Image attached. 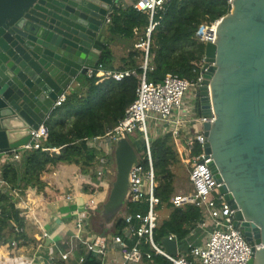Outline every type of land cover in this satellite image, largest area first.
I'll return each instance as SVG.
<instances>
[{"label":"water","instance_id":"1","mask_svg":"<svg viewBox=\"0 0 264 264\" xmlns=\"http://www.w3.org/2000/svg\"><path fill=\"white\" fill-rule=\"evenodd\" d=\"M115 1L0 0V157L20 151L56 98L96 66ZM229 6L204 48L198 102L200 115L214 121L203 125V149L233 225L252 247L249 264H264V0ZM135 135L133 144H114L112 181L90 213L95 230L112 232L126 212L129 174L143 148ZM6 233L15 234L10 222ZM161 244L176 255L175 241Z\"/></svg>","mask_w":264,"mask_h":264},{"label":"trees","instance_id":"2","mask_svg":"<svg viewBox=\"0 0 264 264\" xmlns=\"http://www.w3.org/2000/svg\"><path fill=\"white\" fill-rule=\"evenodd\" d=\"M229 12L226 0H171L166 13L154 17L157 25L149 37L146 80L156 84L165 76H171L197 81L204 64L205 47L196 39V31L200 24L214 23ZM109 17L107 39L95 67L101 66L110 71H134L135 74L121 80H101L96 73L82 76L67 91L64 103L46 119L44 125L48 137L40 144V149L24 153L18 164L7 163L1 168L0 181L4 183V188L0 189V248L4 247L11 253L4 264H21L18 258L20 254L17 255L21 248L31 245L35 249L41 245L27 230L18 197L23 196L28 189L39 191L40 179L44 174L59 165H72L76 168L77 175L85 181L81 185L83 194L93 198L105 189V177L98 178L95 173L97 160L103 153L91 147L89 141L103 136L125 116L126 110L136 98L143 73L141 65L144 54L135 47L119 58L113 54L111 44L115 38L134 45L143 43L147 39L148 28V15L132 8H112ZM196 113L200 115L199 102ZM51 149H58L59 152L51 153L48 151ZM194 153L196 155L199 150L196 149ZM151 158L154 197L158 202L156 211L159 213L162 209L169 210L166 219L158 221L154 240L161 243L163 238L174 236L182 249H186L187 236L199 228L203 219L195 206L186 204L174 207L170 202L176 191L173 169L180 166L171 135L166 134L153 141ZM144 167L147 170L146 164ZM146 210L147 205L142 201L127 205L130 213H145ZM8 222L14 226L13 236L6 233ZM90 228L91 233L103 237L118 235L128 240L122 234L124 224L121 220L116 222L112 232L103 233V230ZM61 247L62 250L66 248L63 245ZM142 250L146 251L148 247L143 245ZM54 252L57 254L58 250L55 248ZM74 256L83 257L82 264L101 263L92 253H85L82 246L75 251ZM53 264L65 263L55 259ZM141 264L169 263L161 257H154L152 260L144 259Z\"/></svg>","mask_w":264,"mask_h":264},{"label":"built area","instance_id":"3","mask_svg":"<svg viewBox=\"0 0 264 264\" xmlns=\"http://www.w3.org/2000/svg\"><path fill=\"white\" fill-rule=\"evenodd\" d=\"M226 1L229 5L230 0ZM170 2L171 0H116L114 2L113 8L127 7L148 15L147 39L145 42L135 45L136 48L144 52L141 65L143 73L136 90V98L126 110L123 119L103 136L94 137L89 141L91 147L103 153L98 158L95 167L97 177L102 178L110 172L108 165L110 160L107 158L112 157L115 142L120 138H127L133 144V141L136 140L134 134L140 133V137L143 139V148L138 151L142 155L136 151L138 165L133 167L129 174L130 191L127 196V205L142 201L147 205V210L145 213L134 214L126 209L124 216L117 220H121L124 224L123 230H126L124 236L129 241L118 235L107 238L85 231L84 219L87 214L81 213L76 218L73 225L74 232L67 238L64 250H60L59 244L54 240L50 239V243H48L50 250L55 248L59 250L56 257L58 261L65 264H82L84 262L83 257L75 258L74 256L80 246L83 247L85 253H92L96 256L101 262L100 264H105L104 258L107 248L110 246L120 253L119 264H141L144 259L152 260L154 257H161L169 264H249L252 258V247L234 227V212L224 201L218 190L219 185L215 183L208 167L211 158L204 154L203 146L206 138L203 125L206 122L212 123L214 117L204 118L196 113L202 72L197 81L165 76L160 83L154 84L148 82L145 77L149 37L157 25L154 17L157 14H165ZM109 14L110 12L106 16V26L110 23ZM217 22H204L199 25L195 36L204 47L208 43H213ZM93 73L100 76L101 80L109 78L121 80L125 76L135 74L134 71L104 70L99 66L89 69L86 75L91 76ZM67 91L65 90L56 98L42 122L36 129L30 131V141L21 146L20 151H12L10 163L18 164L24 153L40 149V144L48 137L44 123L49 115L64 103ZM166 134L171 135L173 139L191 187L190 192L186 194L172 196L170 202L174 207L186 204L195 206L199 209L203 219L199 226L208 223L211 228L203 244L198 246L187 244L186 249L179 248L180 244L174 236H167L169 240L176 242L175 256L167 253L162 244L154 240V231L158 225L159 217L156 211L158 202L154 197L151 145L154 140ZM196 149L199 150V153L195 155ZM48 151L59 152L58 149ZM145 164L147 170L144 167ZM3 188L4 183L0 181V189ZM66 200L70 201V196H67ZM99 205L100 203L98 204L91 198L85 203V209L90 214ZM40 239H48L45 232L42 233ZM76 240L79 245L74 246ZM63 243L61 242V244ZM143 245H146L148 250L143 251ZM0 249L6 250L4 247ZM51 256L53 258L54 255ZM53 261L54 259L50 264H53ZM23 262L24 264H34L32 259H22L21 264Z\"/></svg>","mask_w":264,"mask_h":264},{"label":"crops","instance_id":"4","mask_svg":"<svg viewBox=\"0 0 264 264\" xmlns=\"http://www.w3.org/2000/svg\"><path fill=\"white\" fill-rule=\"evenodd\" d=\"M103 34L107 39L106 28ZM125 41L126 40L115 38L112 42L111 49L116 57L120 58L128 52V50L123 49V47H125ZM119 47L121 48L120 51H118ZM10 156L11 153L0 157V170L4 165L10 163ZM40 180L41 184L39 191L35 189L26 190L23 196L18 197V204L23 210L22 214L26 220L28 232L36 241L40 242L41 245L35 249L30 247L27 251L25 248H21L20 253L24 252V258H22L24 260L27 253L34 251V256L31 258L34 264H50L52 260L56 258L54 250L53 255H55L53 258L51 256L46 261L38 258L37 252L40 251L41 248H45L46 242L50 243V239L59 244L61 242L63 243L66 238L72 236L74 232L73 224L71 225L70 223L66 208H70L71 211L74 208V210L77 211V206L72 205V201L77 202L79 199H84L83 201L86 203L89 200V196L81 192V185L85 183V181L77 175L76 168L72 165H59L49 173L44 174ZM67 196H70V201L66 200ZM105 197L106 195L104 193L102 199L100 198L98 202L101 204ZM86 198H88V200H85ZM43 232L46 233L48 239H40ZM48 245L47 247L49 249ZM107 249L106 257L104 258L105 264H119V260L121 259L120 253L116 251L113 246ZM0 264L2 263L0 262ZM22 264H24V262Z\"/></svg>","mask_w":264,"mask_h":264},{"label":"rangeland","instance_id":"5","mask_svg":"<svg viewBox=\"0 0 264 264\" xmlns=\"http://www.w3.org/2000/svg\"><path fill=\"white\" fill-rule=\"evenodd\" d=\"M124 44H125V47H123V49L131 50V49L135 48V45L132 42L125 41ZM120 50H121V48L119 47L118 51H120ZM80 78H82V76H80L79 79ZM130 138H132V137L130 136ZM138 154L142 155V153L140 151H138ZM109 171H110L109 174H106V176L104 178V180H106L104 191L102 193H98L93 198L92 197H88L89 199L92 198L95 201H99L100 198L102 199L104 193L106 195V192L108 191L107 185H108V183L110 181H112V178H113L112 157H110ZM173 172L175 174V180H174V184H175V187H176L175 195H183V194H186V193L190 192L191 187H190V184H189L188 176H187L185 167L183 166L181 161H180V166L177 167V168H174ZM88 198H86L85 200H88ZM83 200L84 199H79V200H77V202L72 201V205L77 206V211L74 210V208L72 209V211H71L70 208H66V210H67V214L69 215L71 225L72 224L74 225V223L76 221V218L79 217V215L81 213H86L87 215H86V218L84 219V224H85V227H86L85 231H90L89 229H91L90 227H93V223H91V221H92L91 220V215L87 213V211L85 209V203H84ZM168 213H169V210L162 209V211L158 213L159 222H161L162 220L166 219ZM86 224H88V226ZM93 229H94V227H93ZM210 229L211 228H210L208 223H206L204 226H199V228H197L195 231H192V233H190L187 236V243L191 244V245H195V246L203 244L204 241L206 240L207 236H208V233H209ZM103 233H105V230H103ZM66 242H67V238L64 240V243H63L64 245L59 243L60 250H62V248H63V247H61L62 245L66 247ZM47 245H48V242H46L45 248H41L40 251L37 252L38 258L44 259L45 261L49 257H51V255L53 254V250L48 249ZM76 245H79L77 240H76L74 246H76ZM30 247H31V245H27L25 247V250L27 251ZM1 254H2V257H1ZM9 255L11 256V253L7 252V250H0L1 263L6 261V259L4 260V258L9 257ZM17 255H19L18 256L19 260H22V258H24L23 257L24 252L17 253ZM33 256H34V251L30 252V253H27L25 255V259L30 260ZM56 256H57V254H56ZM55 259H57V257ZM11 260L13 261L14 259L11 257Z\"/></svg>","mask_w":264,"mask_h":264},{"label":"bare ground","instance_id":"6","mask_svg":"<svg viewBox=\"0 0 264 264\" xmlns=\"http://www.w3.org/2000/svg\"><path fill=\"white\" fill-rule=\"evenodd\" d=\"M214 33H215V29H214Z\"/></svg>","mask_w":264,"mask_h":264}]
</instances>
